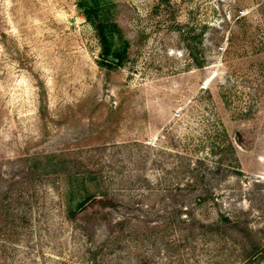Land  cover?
Instances as JSON below:
<instances>
[{"label":"rangeland","instance_id":"obj_1","mask_svg":"<svg viewBox=\"0 0 264 264\" xmlns=\"http://www.w3.org/2000/svg\"><path fill=\"white\" fill-rule=\"evenodd\" d=\"M104 1L0 0V264H264V0Z\"/></svg>","mask_w":264,"mask_h":264},{"label":"trees","instance_id":"obj_2","mask_svg":"<svg viewBox=\"0 0 264 264\" xmlns=\"http://www.w3.org/2000/svg\"><path fill=\"white\" fill-rule=\"evenodd\" d=\"M79 7L83 11V15L87 20L92 21V17L102 16L108 10V4L104 0H80ZM264 16V12H263ZM100 41L101 47V63L106 65H119L124 60V49L120 42V39L116 36V32L112 24L108 23L104 17L98 18L97 22H92ZM264 25V22H263ZM109 60L107 64L106 61ZM99 194H91L83 198L76 204L74 209L69 210L68 214L70 218H74L75 214L82 211L88 202L91 200L101 199ZM222 220V218L220 219ZM224 221H229V218L224 217ZM96 254V252H94Z\"/></svg>","mask_w":264,"mask_h":264}]
</instances>
